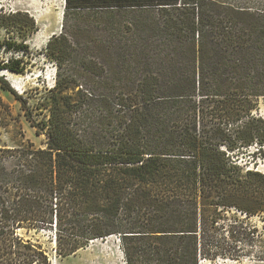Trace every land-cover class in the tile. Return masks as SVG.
<instances>
[{"label": "trees", "instance_id": "1", "mask_svg": "<svg viewBox=\"0 0 264 264\" xmlns=\"http://www.w3.org/2000/svg\"><path fill=\"white\" fill-rule=\"evenodd\" d=\"M262 2L66 0L48 117L0 75L46 136L0 144V264H50L20 229L52 231L62 256L117 235L126 264L240 259L264 215V172L242 164L264 152ZM3 29L18 54L0 70L23 73L37 21L1 12Z\"/></svg>", "mask_w": 264, "mask_h": 264}, {"label": "rangeland", "instance_id": "2", "mask_svg": "<svg viewBox=\"0 0 264 264\" xmlns=\"http://www.w3.org/2000/svg\"><path fill=\"white\" fill-rule=\"evenodd\" d=\"M264 5V0L262 2ZM66 8V0H0L1 12L27 11L32 15L39 26V30L33 33L27 43L30 45V56L26 61H31L23 73L6 71L10 75L11 86L26 103V107L32 112L35 122L46 119L49 113L46 107L48 92L55 83V64L45 55V47L53 34L60 33L63 23V14ZM13 40L8 37L5 29L0 34V58L11 60L18 54L15 46L8 43ZM19 41L15 44L18 45ZM1 75V74H0ZM6 78H8L5 75ZM255 114L264 118V97L260 99L259 107ZM22 129L27 138L36 146H44L45 135H37L36 127L27 119L22 101L9 90L1 87L0 82V144L13 145L20 140V134L16 131ZM247 155L242 159V164L248 163L249 167L257 168L264 172V152L254 155L256 147H251ZM249 161V162H247ZM247 221L257 227L258 231L251 239L244 241L245 250L240 254V259L234 257H219L215 260L203 259L201 264H264V215L253 216ZM228 222H233L229 219ZM19 234L25 239L40 244L50 257V264H126L125 254L121 248L119 236L113 235L106 239L91 241L87 248L77 253L62 256L56 250L54 233L48 230L27 231L20 229ZM254 245V247H252ZM253 251L252 255H247Z\"/></svg>", "mask_w": 264, "mask_h": 264}, {"label": "bare ground", "instance_id": "3", "mask_svg": "<svg viewBox=\"0 0 264 264\" xmlns=\"http://www.w3.org/2000/svg\"><path fill=\"white\" fill-rule=\"evenodd\" d=\"M0 74L1 75H6L8 77V79H10V75L6 72V70H0Z\"/></svg>", "mask_w": 264, "mask_h": 264}, {"label": "water", "instance_id": "4", "mask_svg": "<svg viewBox=\"0 0 264 264\" xmlns=\"http://www.w3.org/2000/svg\"><path fill=\"white\" fill-rule=\"evenodd\" d=\"M8 79V78H7Z\"/></svg>", "mask_w": 264, "mask_h": 264}]
</instances>
